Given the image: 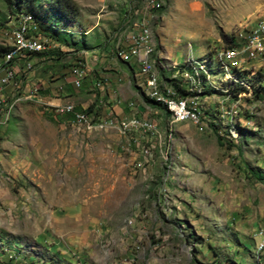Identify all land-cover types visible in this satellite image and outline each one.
<instances>
[{"label": "rangeland", "instance_id": "1", "mask_svg": "<svg viewBox=\"0 0 264 264\" xmlns=\"http://www.w3.org/2000/svg\"><path fill=\"white\" fill-rule=\"evenodd\" d=\"M26 1L42 10L55 0ZM69 1L75 12L66 41L75 44L40 37L42 52L59 54L32 60L0 114V264H264V53L253 57L218 35L219 29L231 34L239 45L244 31L264 21V0H198L201 13L191 25L178 15L163 22L171 0ZM137 10L152 15L146 19L151 68L170 87V80L186 77L188 93H176L192 102L195 117L173 122L129 77L125 87L134 94L126 101L143 107L139 117L130 113L152 120L156 135L122 132L128 111L118 122L106 119L112 125L47 120L46 104L35 99L42 93L36 75L47 85L79 65L83 76L71 93L79 96L67 104L92 105L101 114L121 100L105 93L101 71L107 70L89 58L115 32L129 30L131 18L124 21ZM14 22V11L0 0V45L13 49L15 36L4 30ZM229 48L234 53L224 55ZM182 63L191 71L185 64L180 72ZM90 78L93 88L86 86ZM236 82L248 87L231 96Z\"/></svg>", "mask_w": 264, "mask_h": 264}, {"label": "built area", "instance_id": "2", "mask_svg": "<svg viewBox=\"0 0 264 264\" xmlns=\"http://www.w3.org/2000/svg\"><path fill=\"white\" fill-rule=\"evenodd\" d=\"M16 15V22L11 26H7L4 32L7 35H14L15 42H21V53L16 54L15 61L13 62H2L0 64V110L2 108V102L6 99L7 95L17 92L20 87L22 80H24L25 72L28 71L33 65L32 60H45L47 53H39V45L41 33L31 24L27 19L21 18L18 13ZM151 30L150 27H145V18L140 19V26L130 33L129 41L123 47H116L113 50L114 56H118L121 61H127L129 58H133L137 63V71L134 74L135 81H142L145 84H149L150 90L152 92L153 84L149 83L147 80V72L143 67V60L146 57H153L155 55H150L147 52V47L145 46L144 40L141 38V31ZM264 47V21H259L252 24L243 33V37L239 38V45L237 48H248V50H253V57L259 56V48ZM221 54V53H220ZM249 59H244L248 61ZM241 65V63H237ZM69 72L70 79L69 83L71 86H78L79 80L82 78L83 70L79 65H76ZM67 78V77H66ZM17 79V81H14ZM66 80V79H65ZM37 86V85H34ZM38 87V86H37ZM12 95V94H11ZM162 98H169L171 105L174 107L176 112H188L186 106H181L179 101V95H164L157 94ZM130 108H134L131 102H128ZM50 114L53 116H58L62 114H70V120L68 122H84L91 118H104L112 119L117 121L119 117L112 116L111 114H97L92 116L77 110L75 108L71 110H49ZM134 113V112H133ZM145 129L152 130V122L150 119H146V124H144ZM133 129V126L132 128ZM127 129V130H131ZM140 149L143 150L144 155H148L147 145H141ZM261 239L259 241L262 248V239H264V234H261Z\"/></svg>", "mask_w": 264, "mask_h": 264}, {"label": "crops", "instance_id": "3", "mask_svg": "<svg viewBox=\"0 0 264 264\" xmlns=\"http://www.w3.org/2000/svg\"><path fill=\"white\" fill-rule=\"evenodd\" d=\"M199 5H200V2L198 0H171L170 6L167 9V12L161 18L164 22V19L167 18V16H169L170 18H173L176 15H178L182 18H185V22H188L189 25L194 24V21H193V18L195 16L194 14L195 13H201V12H199L200 11ZM145 8H147V7L145 6ZM150 17H152V15H150L148 12L143 11V10H137V11H134L133 13H130L128 15L127 19L124 21V22H128V19L131 18L132 25H130L128 27L129 30H125V31L118 32V33L115 32L113 34V37L109 40L108 46L103 47L100 52H98L96 55H92V57L89 58V59H91L90 60L92 62L91 64L96 65L95 69L99 68L101 70H107V72L101 71V73L107 77V81L104 82V85L106 86L105 87V93L109 96V98H111L112 93H114V91H115L116 94H118L121 98V100L120 99H113V104L111 106V109L105 110L104 115L106 113L107 114L109 113L112 116L119 117L120 119H123L126 117H122V115H124L127 111L129 113L134 112V113H136L137 116L139 115L138 113L143 112V107L140 106L139 104L134 106V108H130L128 106V102H130V101H128V102L126 101L130 96H132L134 94L133 90L131 91L128 87H125L126 83H129V77L132 78L135 86L138 88L137 83L134 79L135 78L134 74L138 68L137 63L135 62V60L133 58H129L127 61H121L118 56H114L113 50H114L115 46L116 47L117 46L123 47L129 41L130 33L132 31L136 30L140 26L138 24L137 20H139L141 18H146L147 20H149ZM134 21H137L138 26L136 29L134 28ZM190 27H192V26H190ZM223 30H225V29H223ZM192 31H194V30H192ZM162 32H163V28H162ZM188 32L192 33L189 30H188ZM162 35H163V33H162ZM199 37H200V39H202V36H199ZM113 40H114V43L112 44ZM176 42H179L178 38L176 39ZM158 44L162 47V49L164 51L165 49L163 48L162 43L159 42ZM157 51L162 58H165L169 61H172L170 59L171 55L165 56L161 50L158 49ZM149 60H150V57H149ZM183 70H185V69H183ZM179 71L181 72L182 70H179ZM66 77L64 78V81H63V79L52 77V81H50L47 85H43L44 83H42V79H43L42 76L36 75L34 78V82L36 81L37 84L39 83L42 86L41 91H40L42 93L40 95H36L35 99H37L38 101H42V102H44V104H46L47 109L45 108V110L43 109V111L47 112L53 118L56 117L59 119L60 117L64 116L65 114L58 115L59 117L55 116V115L53 116L52 114L49 113L50 112L49 110H57L58 107L63 106L67 103H71L72 101L70 100V98L79 96V95H75V93L71 94L72 92H76V90L73 87H77V86H71L69 83L70 76L67 75ZM31 78H33V77H31ZM119 79H122L124 81V83H123L124 86L119 85V87H117V85H116L114 87V90H112L111 87ZM86 86H87V88H89L90 86H91V88H93L94 82H93L92 78L87 80ZM32 87H34V86H32ZM32 87H30V88H32ZM35 87L38 88L37 86H35ZM30 88L28 91H30ZM80 94H81V92H80ZM26 98H28V97H26ZM74 106H78V105L74 104ZM131 113H130V115H131ZM60 121H63V120H60Z\"/></svg>", "mask_w": 264, "mask_h": 264}, {"label": "trees", "instance_id": "4", "mask_svg": "<svg viewBox=\"0 0 264 264\" xmlns=\"http://www.w3.org/2000/svg\"><path fill=\"white\" fill-rule=\"evenodd\" d=\"M7 7L10 9V11H14V13H19L22 11V8H24V12L30 13L37 21L38 28L44 32L43 34H46L47 37L52 39L53 41H58L60 44H65V45H73L75 44L74 42L67 43L66 36L70 35V33H67L65 31V27L69 25V17L73 14L71 11L75 12V7L74 5L69 1V0H55L54 2L50 3V7L43 8L42 10H39L38 8H35L34 5L29 1V3L26 1V5H24V0H3ZM21 10V11H20ZM58 24H62V28L58 26ZM218 35L220 40L223 42L225 46H230V48H235L238 46L235 41H233V36L231 34H226L222 30L219 29ZM62 42V43H61ZM82 46V45H81ZM83 47V46H82ZM85 48V47H83ZM12 50L11 46H6V45H0V57L6 55ZM40 53H47L48 59H54L53 57L59 54V51L57 49H49L47 52H40ZM158 62V61H157ZM186 64V63H185ZM185 64H180L178 65V68L180 70H183V66ZM158 65V64H157ZM186 67L188 70L191 71V68L188 67L186 64ZM185 69V68H184ZM181 71V72H182ZM193 72V70H192ZM167 78V77H166ZM185 78V79H184ZM186 77L178 78V79H172L171 85L175 89V91L179 95H186L188 93V90L186 89ZM262 80V77H259L257 79L258 82ZM169 81V80H168ZM259 84V83H258ZM248 87L244 86L242 84H239L236 82V84L231 85L228 87V92L231 96H235L239 92H244L246 91L245 88ZM258 89H263V87L258 86ZM260 91V90H257ZM257 91H252L255 96L258 98L260 97L259 94H257ZM146 102H153V100L149 99L148 97L144 96L143 97ZM156 105H159L158 103H155ZM161 108L164 109L165 113H169L166 108L163 106L159 105ZM75 109L81 110L82 112L89 114V115H94L95 116L98 113H95L94 108L92 105L87 106L86 108H81L79 106H75ZM45 118L49 120L50 122L58 121V120H63V121H69L70 120V114H65L64 116L58 118H53L51 115H49L47 112L43 111ZM92 115V116H93ZM250 117V116H249ZM219 140V138H218ZM256 176L261 179L262 177L260 175Z\"/></svg>", "mask_w": 264, "mask_h": 264}, {"label": "bare ground", "instance_id": "5", "mask_svg": "<svg viewBox=\"0 0 264 264\" xmlns=\"http://www.w3.org/2000/svg\"><path fill=\"white\" fill-rule=\"evenodd\" d=\"M151 1L154 2V0H151ZM18 15H19V13H18ZM21 18L29 20L34 27H35V24H37L36 19L31 14H28V13L27 14L26 13L23 14V13H21ZM145 27H148L146 25V18H145ZM35 28L37 29L38 32L41 33L40 37H44L46 35V34H43L44 32H42L38 28V26L35 27ZM148 33H149V30L141 31V38L144 40L145 46L147 47V52L150 54L151 47H150V45H149V43L147 41V38L149 39ZM43 47L46 48V46H43ZM43 47L41 45H39V53L43 51ZM244 49H248V48H244ZM250 51H251V53L253 52V50H250ZM19 53H21V42H15V48L14 49L12 48V50L7 55H5L3 57H0V64L2 62H13V61H15L16 54H19ZM223 53H224V55L227 56V55H232L234 53V51L229 48V49L223 50ZM262 53H264V47L259 48V56ZM150 55H152V54H150ZM149 61H150L149 57L144 58L143 67H144L145 71L147 72V80H148V82L153 84L155 87H152V92H151L149 84H145L142 81H136L137 86L140 89V91L146 97H148L149 99L153 100L155 103H158L159 105H161L164 108H166L171 113L173 122L174 121L175 122L186 121V120H189V119H193L195 117V113H194V108L195 107L194 106H190L192 104V102H189V99H186V98H184L182 96H179V101L181 102V106H186V109H188L189 113H187V112H176L174 107L171 105V102H170L169 98H162L161 99V97L159 95H157V94L177 95V93H176V91L174 90L173 87L168 86L164 82L163 78H161L159 73H156L155 71H153ZM197 93L199 94L200 90H197ZM189 98L192 99V100L194 99L193 97H189ZM4 101H6V99ZM4 101L2 102V108L4 107ZM12 103L9 105L8 112L10 111V109L12 107ZM2 108L0 110V114H1ZM73 108H75L74 105L67 104V105L58 107L57 110H71ZM93 119H94V122H98L100 125H112V121L106 120L104 118H91L89 120L81 122V125L83 126V123H87V124L92 123ZM119 119L120 118H118L117 121H115V122H118ZM146 119L147 118H142V117L138 118L135 115H130V118L125 123L120 124L118 127H120L121 131L125 132V133L130 131V130H127V129H131L132 126H133L134 130H135V128H137V129H140V130L144 131L147 134L151 133V135H156L157 129L155 128V124L153 123L152 120H151V122H152V130L144 128V124H146ZM75 123L76 124H80V122H75ZM147 150H148V154H150L148 145H147ZM263 240L264 239H262V249H263Z\"/></svg>", "mask_w": 264, "mask_h": 264}]
</instances>
